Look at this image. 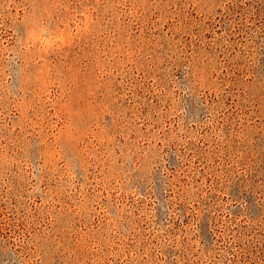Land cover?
I'll return each instance as SVG.
<instances>
[{"label": "rangeland", "instance_id": "1", "mask_svg": "<svg viewBox=\"0 0 264 264\" xmlns=\"http://www.w3.org/2000/svg\"><path fill=\"white\" fill-rule=\"evenodd\" d=\"M0 264H264V0H0Z\"/></svg>", "mask_w": 264, "mask_h": 264}]
</instances>
